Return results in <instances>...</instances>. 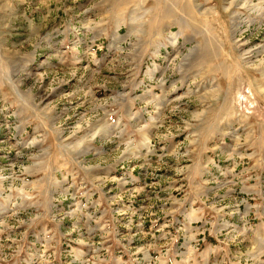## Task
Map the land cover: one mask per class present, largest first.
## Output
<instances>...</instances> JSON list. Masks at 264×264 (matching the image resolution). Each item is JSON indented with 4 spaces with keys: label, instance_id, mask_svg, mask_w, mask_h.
Returning <instances> with one entry per match:
<instances>
[{
    "label": "rangeland",
    "instance_id": "374dc122",
    "mask_svg": "<svg viewBox=\"0 0 264 264\" xmlns=\"http://www.w3.org/2000/svg\"><path fill=\"white\" fill-rule=\"evenodd\" d=\"M0 264H264V0H0Z\"/></svg>",
    "mask_w": 264,
    "mask_h": 264
}]
</instances>
